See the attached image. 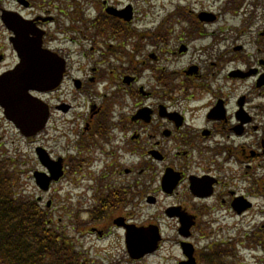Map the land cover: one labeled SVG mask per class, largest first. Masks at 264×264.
<instances>
[{
  "label": "flooded vegetation",
  "instance_id": "flooded-vegetation-1",
  "mask_svg": "<svg viewBox=\"0 0 264 264\" xmlns=\"http://www.w3.org/2000/svg\"><path fill=\"white\" fill-rule=\"evenodd\" d=\"M9 1L14 7L0 0V37L7 42L0 41V74L19 62L13 32L5 27V12H15L31 21L25 24L29 37L38 35L63 70L56 88L33 95L44 97L48 124L55 113L65 119L72 115L65 127L75 139L66 141L61 157L65 176H83L95 191H108L112 209L96 223L105 225L97 235L122 239L126 249L128 229L151 226L161 236L156 252L165 242L180 252L178 234L168 238L162 225L177 226L180 215H189L186 241L194 248L195 263L202 264L197 240L230 232L226 223H253L237 230L229 243L213 240L208 264L224 256L230 259L224 264L238 262L239 251L233 248L238 243L259 250L256 264H264V4L257 14V0L249 1L246 10L239 0H212L218 3L213 9L210 0H174L170 9L159 0L154 37L128 42L108 28L105 72L102 53H92L100 43L98 28L92 29L90 54L78 41L80 35L87 37L82 20L43 9L45 0ZM101 17L98 9L94 23ZM71 31L78 34L68 39ZM67 41L77 49H66ZM76 53L80 56L74 59ZM101 82H107L108 98L99 99L95 92ZM80 97L87 98L85 114L78 110ZM149 207L155 211L140 221L142 209ZM127 208V215L110 220ZM214 224L224 227L212 229ZM182 260L179 254L177 264Z\"/></svg>",
  "mask_w": 264,
  "mask_h": 264
},
{
  "label": "rangeland",
  "instance_id": "rangeland-1",
  "mask_svg": "<svg viewBox=\"0 0 264 264\" xmlns=\"http://www.w3.org/2000/svg\"><path fill=\"white\" fill-rule=\"evenodd\" d=\"M78 1L79 4L81 3L79 10L86 9L85 4L90 5L91 2V5H93V7L88 9L90 17L94 15L95 9L103 11V7H101L102 0ZM168 1H171L172 3L169 6H167L166 4V2ZM248 1H246V5L242 9H247ZM260 1H262V3L256 10L257 14L263 13L262 4H264V0ZM105 2H107V6L113 4L118 7H122L127 3H131L135 11L133 17V26H135L137 30L147 29L151 30L152 32V30L156 28L155 26H157L160 20V18L155 14L156 11L162 9L161 5H158L159 0H105ZM3 4L8 7H13L12 1L3 0ZM163 4L165 8L170 9L173 7L174 0H164ZM207 4H209L211 9L215 8L218 5L217 2L212 3V0H210ZM53 6L56 11H59L60 9H69L68 7H72L74 5L69 1L66 3L63 2L62 6L57 5V3L53 4ZM198 8L199 6L196 5L194 9L196 10ZM161 13L162 12H159V14ZM127 29L129 31H132L130 27H127ZM90 31L84 32V34L87 35V41L92 40ZM0 41H4L5 43H7L6 37H0ZM134 41L135 38H129L128 42ZM67 47L72 48V44L65 43V48ZM77 57V55L73 56L74 59H76ZM108 63L109 62L107 61L104 64L105 70L109 68V66L107 65ZM101 85L102 86H98L97 91L95 92L100 95L99 99H101L104 95V98H108V90H105L106 87L103 86L104 83H101ZM89 100H91V98H89ZM85 101H87L86 97L79 98V103L83 104ZM51 103L54 104L55 102L51 101ZM78 110L81 112L83 111V108H78ZM2 116L3 115L0 110V154L6 157V159H10L11 168L17 174V192L23 194L26 198L27 196L38 198L43 194L45 195V193H41L38 189H36L34 181L32 179V171L36 169L38 165L36 157L34 158V146L36 145L35 143H42V145L46 147L47 150H50L55 156H64V145L66 141L68 139H75L74 135H71L70 131H68L65 127V124H67V122L72 119V115H68V117L65 119V116L61 117L59 113H55L51 118V122L48 125L47 131L43 132L36 139L23 138ZM11 161H13L14 164H12ZM75 184L77 185L74 186ZM92 185L93 182L89 181L87 183L83 176H64L61 181L51 187L50 193L45 196L44 200L40 201V204L42 206H45L48 197L53 199L52 205L48 208V211L52 216L51 219L53 220V222L58 221V227L65 230L66 236L72 239V243L76 246V249L79 250L82 259L86 261V264H176V259L178 258V250L175 249L174 246L168 247V244L170 242H165L164 249L155 253L154 255H149L138 261H132L129 257H127L128 255L125 251V248L122 247L124 245L122 239H120L119 241L118 239H116V237L113 236L108 239L109 241L105 240L107 239L106 237L99 239L98 236L92 232V229H95L96 231L103 230L105 225H95L90 222L85 223L82 227H76L72 223L73 217H75L76 210L79 207L81 208L84 206H88L92 203V195L96 192ZM99 193L103 194L104 191H101ZM78 199H81V205L78 204ZM107 209L110 210V207H107ZM129 209L130 208H127L126 211L123 210L121 213L120 211L113 213L110 220H114L113 218H117V215H127ZM149 211L153 212L155 210H153L151 207H149L148 210L145 209L144 211L142 209L140 214L141 216H139L140 221L141 219L145 218L147 212ZM87 218L88 217L85 214V221H87ZM250 226L251 225H246L245 228L248 229ZM221 227H224V225L219 224L211 226L212 229ZM162 228L163 234L168 238H174L176 236V227L174 223L171 225L169 223L164 224L162 225ZM110 231L111 233H113L114 229H112L111 227ZM118 232L120 234V231ZM230 234L233 235V232L226 233L225 231H222L220 234H218L217 239L223 240V242L228 241ZM208 242L210 241L201 240L197 243L198 246H205ZM235 249L236 251L241 252V255H239L235 260L242 261L243 264H256L260 256L262 255L259 250H252V248L245 249L240 243L235 246Z\"/></svg>",
  "mask_w": 264,
  "mask_h": 264
},
{
  "label": "trees",
  "instance_id": "trees-1",
  "mask_svg": "<svg viewBox=\"0 0 264 264\" xmlns=\"http://www.w3.org/2000/svg\"><path fill=\"white\" fill-rule=\"evenodd\" d=\"M17 178L0 156V264H84L47 209L17 192Z\"/></svg>",
  "mask_w": 264,
  "mask_h": 264
},
{
  "label": "water",
  "instance_id": "water-1",
  "mask_svg": "<svg viewBox=\"0 0 264 264\" xmlns=\"http://www.w3.org/2000/svg\"><path fill=\"white\" fill-rule=\"evenodd\" d=\"M9 28L19 33H16L14 44L20 63L14 70L0 76V107L5 118L11 121L23 136H31L43 128L47 107L32 97L28 91L30 89L43 91L56 85L60 80L62 68L54 55L40 49L39 40H29L23 36L28 30L27 27L18 23L16 28L12 25ZM36 153L41 164L48 167L50 176L35 172V182L42 190H47L49 182L58 180L61 176L60 161L51 162L41 148H37ZM183 252L190 258L189 245L183 244ZM192 263L187 261L182 264Z\"/></svg>",
  "mask_w": 264,
  "mask_h": 264
}]
</instances>
